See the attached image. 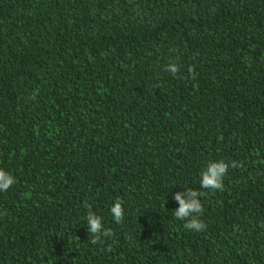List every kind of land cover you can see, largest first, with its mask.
Returning a JSON list of instances; mask_svg holds the SVG:
<instances>
[{"label":"trees","instance_id":"16d2710c","mask_svg":"<svg viewBox=\"0 0 264 264\" xmlns=\"http://www.w3.org/2000/svg\"><path fill=\"white\" fill-rule=\"evenodd\" d=\"M0 168V264H264V0H0Z\"/></svg>","mask_w":264,"mask_h":264},{"label":"clouds","instance_id":"9594fccd","mask_svg":"<svg viewBox=\"0 0 264 264\" xmlns=\"http://www.w3.org/2000/svg\"><path fill=\"white\" fill-rule=\"evenodd\" d=\"M165 70L175 76L180 72V67L178 64L170 62ZM189 71L191 72L193 69L190 68ZM32 98L34 99L35 95H33ZM241 166L242 164L236 161L228 163L224 160H219L208 163L205 170L201 173V189L223 191V180L228 173L229 167L235 169ZM15 182L16 179L12 174L0 168V192H7ZM201 195L202 192L188 187L187 191L176 192L172 197L179 205L178 208L174 210L173 214L176 219L185 221L183 226L187 230L202 232L207 228V225L200 219L204 210L203 204L199 199ZM110 211L116 223H123L125 210L123 208V201L120 198L116 199ZM86 221L88 234H90L89 240L92 244H102L105 239L114 235L112 229L104 227L102 217L93 212L91 208H89ZM107 250L111 251V245L108 246Z\"/></svg>","mask_w":264,"mask_h":264}]
</instances>
